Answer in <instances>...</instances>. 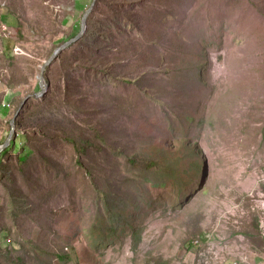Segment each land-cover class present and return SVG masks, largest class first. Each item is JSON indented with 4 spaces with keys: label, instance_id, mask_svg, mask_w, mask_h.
<instances>
[{
    "label": "rangeland",
    "instance_id": "1",
    "mask_svg": "<svg viewBox=\"0 0 264 264\" xmlns=\"http://www.w3.org/2000/svg\"><path fill=\"white\" fill-rule=\"evenodd\" d=\"M91 2L0 0V146ZM42 79L1 157L0 264H264V0H96ZM61 128L104 140L90 181Z\"/></svg>",
    "mask_w": 264,
    "mask_h": 264
},
{
    "label": "trees",
    "instance_id": "2",
    "mask_svg": "<svg viewBox=\"0 0 264 264\" xmlns=\"http://www.w3.org/2000/svg\"><path fill=\"white\" fill-rule=\"evenodd\" d=\"M12 44H13V42H11L10 40L4 42V48H5L6 53H10V50L12 48ZM17 131H16V134H17V137H18L19 133ZM61 133L63 134V138L66 141H69V143H72L73 149H74L75 153L77 154L76 155L77 159H76V161H74L75 167L85 168L84 171H85L86 179L90 181V178H89L90 177V172L87 169L88 166L85 165L84 161H80L79 158L82 157V155L85 154L86 150L90 147L91 143H92V145H95V146L99 147V145H103L104 140L101 139V138H96V137L85 138V137H80L79 135L74 136L72 134H67L63 130V128H61ZM14 140H11V142L9 143V146L0 153V172L1 173L6 172V167H4V164H6V163H3L1 161V157H3V155L7 154L8 152L12 151L15 148ZM29 150L33 151L31 147L29 148ZM11 200H12V198H11ZM12 203H13V206L15 208H20V205H17L15 203L14 199L12 200ZM16 206H18V207H16ZM243 235L252 244H254L255 246H258V243H263L262 242V237H261V235H259V232H258V229H257V221H256V219L252 220V229H251V231L244 230L243 231ZM136 245H137V242H136V239H135L133 244H132V247L135 248Z\"/></svg>",
    "mask_w": 264,
    "mask_h": 264
},
{
    "label": "water",
    "instance_id": "3",
    "mask_svg": "<svg viewBox=\"0 0 264 264\" xmlns=\"http://www.w3.org/2000/svg\"><path fill=\"white\" fill-rule=\"evenodd\" d=\"M94 2H95V0H92L90 6L84 12H82V14L80 16V21H79V28L76 31V33L72 37H69L68 39H66L65 41H63L62 43H60L59 45L54 47L52 52H51V54H49L48 57L46 58V60L43 61L42 65L40 67V72H39V76H38V80H37L38 90L36 92L30 94V95L25 96L23 98V100L20 102V104L18 106V110L16 111V113L14 114L12 119L10 120V131H9V134H8L7 138L5 139V141L0 146V153L9 146V143L12 140V137H13V134H14V131H15L14 121H15L17 115H18L19 109L22 107V105L26 102V100L29 97L37 99V98H40L44 94V90L46 88V84L44 83V81L42 79L43 68L46 65H48L50 62H53V60H55L57 58V55L64 48L68 47L71 43L76 41V39L78 37H80V35L82 33H84V31L86 29V17L88 15V13L91 11V9H92V7L94 5Z\"/></svg>",
    "mask_w": 264,
    "mask_h": 264
}]
</instances>
